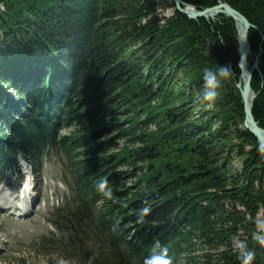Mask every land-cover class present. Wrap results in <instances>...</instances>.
<instances>
[{"label":"trees","instance_id":"1","mask_svg":"<svg viewBox=\"0 0 264 264\" xmlns=\"http://www.w3.org/2000/svg\"><path fill=\"white\" fill-rule=\"evenodd\" d=\"M182 1L200 11L223 2L251 23L264 129V0ZM234 22L192 20L173 0H0V173L22 158L40 180L53 155L68 170L43 247L78 264H143L160 248L175 260L199 237L223 248L217 264H239V238L264 264L251 238L264 218V157L243 127ZM217 65L234 77L208 108L196 97ZM102 178L111 200L97 191Z\"/></svg>","mask_w":264,"mask_h":264},{"label":"rangeland","instance_id":"2","mask_svg":"<svg viewBox=\"0 0 264 264\" xmlns=\"http://www.w3.org/2000/svg\"><path fill=\"white\" fill-rule=\"evenodd\" d=\"M173 13L174 10H169L163 15L171 16ZM10 98L11 100L16 99L15 95H11ZM69 133L70 130H62L61 132L62 135ZM43 163L42 179L37 181L31 176L30 166L22 158L18 160L19 168H6L0 173V188L5 186L6 191L13 193L16 187L8 182L11 179L15 184H19L18 191L23 190L24 180L19 179L17 175L20 169L22 174L26 176L27 185L29 183L34 184L37 193L34 204L35 212L31 213L28 218L20 217L14 211H2L3 216L0 219V264H58L61 259L69 261V264H78L75 260H68L57 249L45 248L42 245L44 237H50L52 233H56L50 222L53 220L55 210L62 207L66 196L70 194L68 185L64 183L63 172H68V170L63 165L62 159L53 155L47 157ZM238 165L237 163L236 166L238 167ZM257 222H264L261 214L258 215ZM36 224L44 226L45 229L31 238H26L28 232L35 230ZM232 241L234 248V243L239 241V238ZM192 245V250L181 252L173 260V264H197L194 258L198 256H201V259L197 258L200 264H207L208 258L203 257L206 253L215 255L209 264H217L222 247L212 246L205 239L199 237H194Z\"/></svg>","mask_w":264,"mask_h":264},{"label":"clouds","instance_id":"3","mask_svg":"<svg viewBox=\"0 0 264 264\" xmlns=\"http://www.w3.org/2000/svg\"><path fill=\"white\" fill-rule=\"evenodd\" d=\"M233 77L234 73L229 65H217L215 69L206 68L203 72L201 92L196 97L197 101L205 104L208 108L213 107L219 97V90L225 82L230 81ZM258 153L264 157V145L258 146ZM97 191L105 198L113 199L107 178H102L97 183ZM141 211L142 215H147L149 209L145 207ZM251 238L259 247L264 248V222L256 223ZM234 249L239 264H255L257 259L255 248L249 247L246 242L240 240L234 243ZM93 260L94 258H89L88 264H93ZM58 264H69V261L61 259ZM143 264H173V260L169 256L167 248H160L150 252L145 257Z\"/></svg>","mask_w":264,"mask_h":264},{"label":"water","instance_id":"4","mask_svg":"<svg viewBox=\"0 0 264 264\" xmlns=\"http://www.w3.org/2000/svg\"><path fill=\"white\" fill-rule=\"evenodd\" d=\"M173 2L176 5V10L184 15L187 16L188 18L192 20H197V19H211L214 20L219 14H224L230 18H232L236 23L238 19L242 21L244 28L241 32L239 31L238 23H236V27L238 30V35H239V42H240V61H239V67L241 69V77L246 75V81L244 84H240L241 82L238 83L237 88L240 91V96L242 97V102L244 105V110H245V124L244 127L246 131L250 132L252 136L256 138L258 141L259 145H264V129L260 127L259 123L254 119V114H253V104L255 99L257 98L256 93L254 92L252 88V81H253V75L254 71H258L260 67V55L255 56L254 64L251 68L250 71H247V69L244 67V62L247 60L248 56H251L252 50H251V44L249 40V32L252 28L251 23H249L248 19L243 16L240 12L236 11L233 9L229 4L220 2L218 5L207 8L203 11L197 10L193 6L186 5L182 0H173ZM240 77V79H241ZM251 95V102L248 104L249 97Z\"/></svg>","mask_w":264,"mask_h":264},{"label":"bare ground","instance_id":"5","mask_svg":"<svg viewBox=\"0 0 264 264\" xmlns=\"http://www.w3.org/2000/svg\"><path fill=\"white\" fill-rule=\"evenodd\" d=\"M241 22L242 21H240L238 19V21L236 23H238L239 31L242 34L244 25ZM239 52H240V48H239ZM251 56H248V58H246L247 60L244 62V67L247 69V71L251 70V63H250V59H249V58H251ZM241 75H242V73H241ZM241 75H240V77H241ZM245 81H246V75L241 77V79L239 78V82H241L240 84L243 85ZM250 100H251V95L249 97L248 104H250V102H251ZM244 124H245V122H244ZM8 182L11 185H13L14 187H16V189L13 193H10V192L6 191L5 186H2L0 188V219H2V216H3L2 211H10V212L14 211V212H16V214H19L24 218H28V216L31 213L35 212L34 211V204H35V201L37 199V193L35 190V186H33L32 183H29L28 185L27 184L25 185L26 187H24L23 190L21 189L22 191L21 190L18 191L19 184H15V182L11 179L8 180ZM17 199H19L18 200L19 203L15 202V201H17ZM40 214H42V212H40ZM36 222H37V220H36ZM44 229H45L44 226L36 224L35 230L28 232L26 234V238H31L35 234L43 231ZM0 249H1V247H0ZM0 252H1V250H0Z\"/></svg>","mask_w":264,"mask_h":264}]
</instances>
